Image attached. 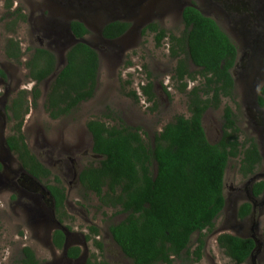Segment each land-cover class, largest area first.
Returning a JSON list of instances; mask_svg holds the SVG:
<instances>
[{"label":"rangeland","instance_id":"rangeland-1","mask_svg":"<svg viewBox=\"0 0 264 264\" xmlns=\"http://www.w3.org/2000/svg\"><path fill=\"white\" fill-rule=\"evenodd\" d=\"M10 1L11 5L7 7L8 0H0V68L7 74L6 79L0 77V264H21L24 246L35 252L38 264H84L91 254L111 264H134L121 252L107 229L110 223L121 220L124 215L113 208L100 207L97 197L75 180L74 172L68 177L62 175L65 165H73L78 171L97 162L86 127L90 119L101 118L109 125L118 124L121 120L129 126L139 127L144 138L150 141L154 132L174 116L189 115L187 92L201 85L205 78L197 73L199 67L187 60V69L196 73V81L188 77L179 81L175 77L177 58L170 52L175 41L165 37L157 46L154 33H141L147 23L155 22L166 30L168 36H178L184 29L182 9L194 2L238 46L241 56L244 50L239 43L242 37L240 25L232 17L218 13V5L221 4L212 0ZM241 2L243 0L237 1L234 6H241ZM221 6L223 9L224 6ZM72 20L84 23L89 33L82 37L83 41L99 55L97 85L90 100L80 103L67 115L51 119L45 108L46 92L55 74L66 63L68 49L79 41L68 29ZM114 20L129 22V29L117 39H104L102 27ZM9 38L16 40L21 47L19 62L5 55ZM35 48L50 51L55 57L56 68L40 82V96L35 105L29 103L21 132L29 150L52 171L50 183L55 176L65 188V216L61 229L67 235V247L78 245L81 248V255L76 259L67 257L65 250L56 249L52 244V232L58 225L52 208L48 209L43 204L47 202L46 190L43 189L45 183L26 178L18 159L5 144V138L14 132L13 125L17 122L9 118L7 108L21 89L29 94L34 85L24 61ZM128 60L132 62L129 66L126 65ZM240 65L238 60L233 67L235 96L232 99L224 97L217 107H209L202 117L203 127L207 139L211 143L218 142L223 133V112L227 105L234 114L239 141L247 143L250 138L255 140L264 156V123L259 115L261 110L264 116V108L259 109L257 105L260 86H264V74L256 64L249 71L243 70ZM148 81L153 84L154 103L140 96L134 99L128 95L130 90H136L137 86ZM182 82H187L185 92L178 89ZM240 159L241 156L233 157L227 163L223 189L225 206L214 221L213 232L204 237L206 241L201 258L193 261L175 259L171 264H233L218 248L216 236L220 232L253 237L256 249L246 264H264V194L258 198L250 194L251 183L264 178V163L257 168L256 176L246 178L239 172ZM21 187L35 189H32L35 195L31 194V200ZM245 201L254 204V212L239 219L237 209ZM92 225L99 231L96 238L102 245L101 249L97 248L95 240L86 241L82 235L90 234L89 229L88 233L82 232H87V227ZM196 237L197 234H193L190 250L197 245Z\"/></svg>","mask_w":264,"mask_h":264},{"label":"trees","instance_id":"trees-1","mask_svg":"<svg viewBox=\"0 0 264 264\" xmlns=\"http://www.w3.org/2000/svg\"><path fill=\"white\" fill-rule=\"evenodd\" d=\"M10 5L8 0L7 7ZM181 18L184 29L178 36H168L166 30L155 22L147 23L141 33H154L157 46L165 37L175 41L170 52L177 58L175 77L179 81L186 77L195 79L196 73L187 69V60L199 67L197 73L205 78V82L187 92L189 115L174 116L154 132L150 141L144 138L139 127L129 126L121 120L113 125L101 118L86 122L92 136V152L99 159L95 164L82 168L79 182L84 190L97 197L100 207L113 208L118 214H124L108 229L121 251L134 264H171L175 259L199 260L205 238L213 232L214 221L225 206L224 174L229 159L241 156L239 172L246 178L254 172L255 163L261 160L252 139L247 141L248 144L239 141L234 114L227 105L223 112L222 137L216 143L207 139L203 114L209 107H217L222 98L232 99L235 96L230 69L236 62L237 50L217 22L204 15L194 2L183 7ZM129 27L127 21L114 20L103 26L101 35L104 39L113 40L127 32ZM70 30L75 38L89 33L78 20L70 21ZM4 51L8 58L15 61L19 62L22 57L21 47L13 38L7 40ZM55 64V57L50 51L35 48L26 63L34 85L29 94L20 90L7 108L9 118L17 122L5 143L22 168L39 181L50 178L51 172L29 150L21 126L29 103L35 105L40 96V82L55 71ZM99 64L97 51L84 42L77 41L68 49L66 63L55 74L46 92L45 108L51 119L69 114L80 103L94 96ZM131 64L129 60L126 62L127 66ZM0 76L6 78L1 68ZM186 86L187 82H182L178 89L185 92ZM152 88L150 81L141 86L146 100L154 103ZM128 95L137 98L134 90H130ZM260 100L263 102V99ZM54 182L46 184V188L51 192L58 211L65 197L63 187L56 184L59 183L57 177ZM263 187L264 181L254 182L253 195L259 196ZM250 210L249 202L241 203L237 209L238 218H244ZM91 230L96 231V228L91 227ZM195 233L197 245L190 250ZM51 238L57 248L63 247L65 235L61 230H54ZM216 242L233 264H245L256 246L252 237L229 232L218 234ZM95 243L99 249L102 248L99 241ZM79 253L77 246L66 250L67 257L73 259ZM92 257L89 256L84 264H110L105 260L98 262ZM21 264H38L29 246L22 248Z\"/></svg>","mask_w":264,"mask_h":264},{"label":"flooded vegetation","instance_id":"flooded-vegetation-1","mask_svg":"<svg viewBox=\"0 0 264 264\" xmlns=\"http://www.w3.org/2000/svg\"><path fill=\"white\" fill-rule=\"evenodd\" d=\"M214 1L215 3L217 4H221L224 6V8L222 9V6L221 5H218V13H221V14H225L228 18L229 17H232L234 19V21L236 23H238V25H240V33L242 35L241 38H239V43L241 44L242 46V50H244L243 53H241V56H240V51L238 49V46L234 43V45L236 46V50H237V57H236V62L239 60V62H241V65H240V68H243V70H247L249 71L251 66L253 64H256L259 69L262 68V73L264 74V0H243V2H241V6L239 7H235V3L239 0H212ZM126 33V32H125ZM236 35V34H235ZM28 60V59H27ZM27 60L24 61V66L25 68H27L26 66V63H27ZM235 62V63H236ZM235 66V64H234ZM233 66V67H234ZM231 68L230 69V72H231V75L233 77V74H234V68ZM4 72L5 70L3 68H1ZM28 69V68H27ZM6 73V72H5ZM29 76V74H28ZM1 77V76H0ZM2 79H6L7 78V74H6V78H3L1 77ZM31 78V77H30ZM185 79V78H184ZM190 79V78H189ZM32 80V79H31ZM191 81H196V79H190ZM205 80V79H204ZM34 81V80H32ZM233 81H234V88H235V80L233 78ZM205 82V81H204ZM203 82V83H204ZM187 87V86H186ZM192 88V87H191ZM190 88V89H191ZM264 88V86H260V90H259V96L257 98V105L260 107L259 109H263L264 108V92H262V89ZM32 89V88H31ZM30 89V90H31ZM21 90H24V89H21ZM29 90V91H30ZM260 99H263V102L260 100ZM259 115L261 116V120H262V123H264V116H263V112L261 110H259ZM89 132V131H88ZM91 135V134H90ZM264 135V133H263ZM92 138V136H91ZM6 139V138H5ZM251 139V138H250ZM249 139V140H250ZM253 140V139H252ZM255 143L256 141L253 140ZM249 142V141H248ZM247 142V144H248ZM6 144V143H5ZM246 144V145H247ZM257 145V143H256ZM7 147V145H6ZM92 147V145H91ZM8 149V147H7ZM257 149H258V145H257ZM10 151V150H9ZM91 151H92V148H91ZM258 152H259V155L261 157V160L257 163H255V170L252 174L249 173V176H247L248 178L250 176H256V170L259 166H261L263 163H264V156L261 154V152L259 151L258 149ZM93 153V152H92ZM94 154V153H93ZM96 160L99 159V156L98 155H95ZM22 167V166H21ZM84 167V166H83ZM79 169L78 171H76V167H74L73 165H68L66 166L65 165V171L62 173V175H64L65 177H68L70 175L73 174L74 172V175H75V180L79 183V185L81 186L80 182H79V173L81 172L82 168ZM23 169V168H22ZM24 170V169H23ZM50 170V169H49ZM50 172H52L50 170ZM24 173L26 174V178H29V179H32L34 182L35 181H38L39 183L40 182H44L45 183V187L43 188L44 190H46V198H47V202L45 201L43 204L49 209L52 208L53 210V214L55 216V219H56V223L58 225V228L59 230H61L64 235H65V241H64V244H63V247L62 248H57L53 241H52V244L53 246L56 248V249H59V250H65V254H66V250L69 248V247H72V246H66V233L63 229H61V224L63 223V216H65V201H66V191H65V188L64 186H62L61 184V181L59 179V183H56L59 187H63V190H64V201H63V206L62 208H60L58 211L56 210L55 208V202H54V198L52 197L51 195V192L46 188V184H50V179L48 178L47 180L45 179H42V181L40 180H37L34 176H31L30 174H28L25 170H24ZM241 174V173H240ZM52 174L50 175V178H51ZM52 180H55V176H53V179ZM257 181H264V178L261 177V179L259 180H256L254 182H257ZM252 182L251 183V186H250V194L252 195L253 198H258L259 196H261L262 194H264V187L262 188V191L261 193L259 194V196H254L253 195V191H252V184L254 183ZM52 184H55V182L53 181ZM82 187V186H81ZM23 188V193H27V198L31 200V194L32 195H35V192L33 190H35L34 188H31V187H21ZM31 188V189H30ZM83 188V187H82ZM33 189V190H32ZM43 195V194H42ZM44 196V195H43ZM245 202H249V201H245ZM243 203V202H242ZM251 204V210L249 212V214L247 216H250L253 212H254V204L250 201L249 202ZM224 209V208H223ZM124 215V214H123ZM238 216V215H237ZM245 216V217H247ZM244 217V218H245ZM242 218V219H244ZM240 219V218H239ZM111 224V223H110ZM109 224V225H110ZM108 225V227H109ZM91 227H95L96 228V231H92L91 230ZM68 228V227H67ZM69 229V228H68ZM88 229L90 231V234H82L83 237L85 238L86 241L88 240H95L96 241H99L97 238L99 237V231L97 229L96 226L92 225V226H89V228L87 227V232H82V233H88ZM108 229V228H107ZM264 229V228H263ZM56 230V229H55ZM54 231V230H53ZM77 232H79L77 230ZM53 233V232H52ZM108 233L111 237V239L114 241L112 235L110 234L109 232V229H108ZM220 234V233H219ZM262 234H263V231H262ZM92 235V236H91ZM218 235V234H217ZM264 235V234H263ZM86 236H88L89 238L86 239ZM240 236V235H239ZM82 237V238H83ZM91 237V239H90ZM97 237V238H96ZM245 237H248V236H245ZM251 237V236H249ZM253 238V237H252ZM254 239V238H253ZM52 240V238H51ZM255 240V239H254ZM206 241V240H205ZM115 242V241H114ZM116 243V242H115ZM96 244V243H95ZM117 244V243H116ZM74 246H77L79 247L78 245H74ZM97 246V245H96ZM118 246V245H117ZM119 247V246H118ZM80 248V247H79ZM97 248L99 249V247L97 246ZM121 250V249H120ZM122 252V251H121ZM254 252V251H253ZM35 253V252H34ZM123 253V252H122ZM124 254V253H123ZM81 255V248H80V253H79V256ZM78 256V257H79ZM92 257V259H96L98 262L99 261H102V260H98L97 257L94 255V254H91L90 255ZM76 257V258H78ZM70 258V257H69ZM74 258V259H76ZM88 258V257H87ZM86 258V259H87ZM73 259V258H72ZM130 259V258H129ZM131 260V259H130ZM249 260V259H248ZM247 260V261H248ZM86 261V260H85ZM246 261V262H247ZM85 263V262H84ZM111 264V263H110ZM246 264V263H245Z\"/></svg>","mask_w":264,"mask_h":264},{"label":"water","instance_id":"water-1","mask_svg":"<svg viewBox=\"0 0 264 264\" xmlns=\"http://www.w3.org/2000/svg\"><path fill=\"white\" fill-rule=\"evenodd\" d=\"M191 3H189L188 5H190ZM79 21V20H78ZM81 22V21H80ZM111 22V21H110ZM83 23V22H82ZM84 24V23H83ZM103 28V27H102ZM69 30H70V25H69V28H68ZM102 30V29H101ZM70 32H71V30H70ZM72 36H73V34H72ZM73 38L74 39H76V40H79V41H81V42H84V43H86V44H88V45H90L89 43H87L86 41H83V38H75L74 36H73ZM119 38V37H118ZM117 39V38H116ZM91 46V45H90ZM92 47V46H91ZM255 249H256V246H255ZM254 249V250H255ZM253 255V253L251 254V256ZM250 256V257H251Z\"/></svg>","mask_w":264,"mask_h":264},{"label":"built area","instance_id":"built-area-1","mask_svg":"<svg viewBox=\"0 0 264 264\" xmlns=\"http://www.w3.org/2000/svg\"><path fill=\"white\" fill-rule=\"evenodd\" d=\"M141 86H142V84H140L139 86H137L136 93H137V95H139L140 97H142V98L145 99L144 95L141 92Z\"/></svg>","mask_w":264,"mask_h":264},{"label":"clouds","instance_id":"clouds-1","mask_svg":"<svg viewBox=\"0 0 264 264\" xmlns=\"http://www.w3.org/2000/svg\"><path fill=\"white\" fill-rule=\"evenodd\" d=\"M69 25H70V23H69ZM146 85V84H145ZM133 90V89H132ZM135 91V93H136V90H134ZM141 92H142V89H141ZM143 94V93H142ZM136 95H137V93H136ZM138 96L139 95H137V98H138ZM144 97H145V100H146V96L144 95ZM147 101V100H146ZM221 233V232H220ZM219 234V233H218Z\"/></svg>","mask_w":264,"mask_h":264}]
</instances>
